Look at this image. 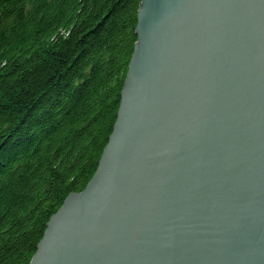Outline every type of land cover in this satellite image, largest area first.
<instances>
[{"label":"water","instance_id":"water-1","mask_svg":"<svg viewBox=\"0 0 264 264\" xmlns=\"http://www.w3.org/2000/svg\"><path fill=\"white\" fill-rule=\"evenodd\" d=\"M118 116L30 264H264V0H143Z\"/></svg>","mask_w":264,"mask_h":264},{"label":"trees","instance_id":"trees-1","mask_svg":"<svg viewBox=\"0 0 264 264\" xmlns=\"http://www.w3.org/2000/svg\"><path fill=\"white\" fill-rule=\"evenodd\" d=\"M143 0H0V264H30L112 134Z\"/></svg>","mask_w":264,"mask_h":264}]
</instances>
